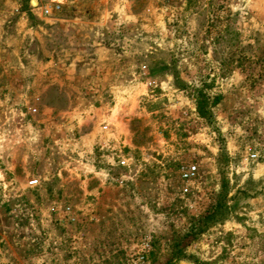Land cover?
<instances>
[{
    "label": "rangeland",
    "instance_id": "1",
    "mask_svg": "<svg viewBox=\"0 0 264 264\" xmlns=\"http://www.w3.org/2000/svg\"><path fill=\"white\" fill-rule=\"evenodd\" d=\"M141 256L264 264V0H0V264Z\"/></svg>",
    "mask_w": 264,
    "mask_h": 264
},
{
    "label": "built area",
    "instance_id": "2",
    "mask_svg": "<svg viewBox=\"0 0 264 264\" xmlns=\"http://www.w3.org/2000/svg\"><path fill=\"white\" fill-rule=\"evenodd\" d=\"M50 12H51V10L49 9V7L46 8L45 13L50 14ZM254 158H255V156H254ZM121 164L127 165V160H122ZM197 174H198V168L196 166H190L187 169H183V171H182L183 180L187 181V182H191L194 179H196ZM37 184H38V181H33L31 183V186H36ZM142 260H144V256H141L139 258V260L137 262H135V264H142Z\"/></svg>",
    "mask_w": 264,
    "mask_h": 264
},
{
    "label": "trees",
    "instance_id": "3",
    "mask_svg": "<svg viewBox=\"0 0 264 264\" xmlns=\"http://www.w3.org/2000/svg\"><path fill=\"white\" fill-rule=\"evenodd\" d=\"M198 107H199L200 114H204L205 112H204V109H203V106H202L201 102L199 103Z\"/></svg>",
    "mask_w": 264,
    "mask_h": 264
}]
</instances>
